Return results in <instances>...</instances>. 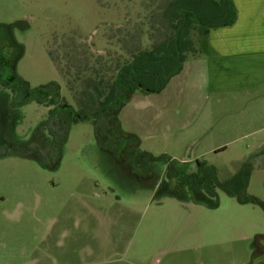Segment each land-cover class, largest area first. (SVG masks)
Instances as JSON below:
<instances>
[{
	"label": "rangeland",
	"instance_id": "374dc122",
	"mask_svg": "<svg viewBox=\"0 0 264 264\" xmlns=\"http://www.w3.org/2000/svg\"><path fill=\"white\" fill-rule=\"evenodd\" d=\"M170 1L0 0V80L23 78L29 88L19 93L27 97L57 81L61 99L75 111H90L89 83L107 84L135 53L171 36L170 20L177 17L165 14ZM212 1L205 3L216 10ZM196 26L189 33L193 49L201 39ZM208 94L191 95L179 113L193 117L212 110L219 128L226 127L229 106ZM43 95L36 91L16 103L11 87L0 81V264H264V206L240 202L216 182L247 167L241 194L264 205V118L250 122L249 135L234 141L214 134L209 145L224 149H187L144 133V108L162 99L133 94L122 116L141 132V150L177 161L198 156L216 170V179H206L216 196L202 192L196 202L186 186L178 195L160 185L163 161L154 162L147 177L130 174L100 148L91 120L71 123L55 146L62 122L55 115L49 119L52 106L40 102ZM169 133L177 139L182 131L173 126ZM125 144L121 137L117 146Z\"/></svg>",
	"mask_w": 264,
	"mask_h": 264
},
{
	"label": "trees",
	"instance_id": "16d2710c",
	"mask_svg": "<svg viewBox=\"0 0 264 264\" xmlns=\"http://www.w3.org/2000/svg\"><path fill=\"white\" fill-rule=\"evenodd\" d=\"M202 1L171 0L165 13L171 18L177 17V21L170 20L173 29L171 36L131 56L127 62L117 68L107 84L100 81L98 85L89 83V88L85 90V93L89 96L92 110L83 109L84 113L82 109L75 111L65 100L61 99L57 81L53 80L46 85L36 87L34 93L36 91L44 93L40 102L53 106L48 112L49 119L55 115L62 122L61 133L58 135L55 146H58V141L62 136L65 138L71 123L88 119L94 126L100 148L109 152L124 166L130 165L138 177L149 174L154 162L163 161L166 164L162 179L165 188L169 185L172 191L179 195L186 186L196 202H199L202 192L216 196L215 185L206 180L207 177L216 179V170L212 166L203 160L195 159V165H193L195 168L192 170L191 165L188 166L191 161H177L165 155L154 156L146 150H141L138 136L124 132L118 119L121 108L135 92L158 93L166 86L169 79L179 72L181 63L185 59L184 54L191 48L192 40L189 38V33L193 26L197 25V32L200 36H204L211 26L228 25L233 22L235 10L229 0H213L212 2L217 4L215 5L216 10L210 9L209 12V5L205 3L207 0L203 3ZM215 14L219 15L218 19L206 20L211 15L214 17ZM16 80L18 81L17 86L11 87L14 102H24L34 96V93L29 97L21 96L19 91L29 88V84L21 77H17ZM102 85H104L103 88L100 87ZM121 137H124L126 142L122 150L117 146ZM122 154H125V157ZM38 159L42 162L40 155ZM248 175L249 170L246 167L239 170L232 178L216 182L226 193L236 196L240 202L249 201L264 206L258 198L241 194V190L246 186ZM204 202L208 206H217L216 202Z\"/></svg>",
	"mask_w": 264,
	"mask_h": 264
},
{
	"label": "crops",
	"instance_id": "0c3cea01",
	"mask_svg": "<svg viewBox=\"0 0 264 264\" xmlns=\"http://www.w3.org/2000/svg\"><path fill=\"white\" fill-rule=\"evenodd\" d=\"M229 1L235 10L233 22L209 27L200 39L202 49L200 45L193 49L191 37V48L185 52L179 72L169 79L160 92L151 93L161 96L162 101L159 105L152 103L150 109L144 108L141 127L150 137L160 135L166 143H176L187 149L197 145L207 152L218 151L226 146L209 145L216 134L229 135L234 137V141L249 135L245 130L250 122L254 125V121L264 118V0ZM208 93L217 95V101L224 99L223 103L229 106L228 110H224V119L231 123L225 122L222 125H226L224 128H219L218 118H215L212 110L199 112L198 116L193 117L184 111L179 113L186 102H192L189 99L191 95L201 99ZM225 94L227 96L224 98ZM133 98L132 95L121 108L119 125L124 132L138 136L141 142V132L130 126L126 115L122 116L124 108ZM236 102H240L241 106L232 109L231 105ZM163 107H167L166 110ZM173 107L175 112L170 111ZM173 126L176 131H182L180 136L176 135L177 139L169 133ZM194 159L199 158H180L187 161Z\"/></svg>",
	"mask_w": 264,
	"mask_h": 264
},
{
	"label": "flooded vegetation",
	"instance_id": "af4514ba",
	"mask_svg": "<svg viewBox=\"0 0 264 264\" xmlns=\"http://www.w3.org/2000/svg\"><path fill=\"white\" fill-rule=\"evenodd\" d=\"M16 78H17V76H9L6 80H0L2 83H4V84H6L8 87H13V85L14 84H18V81L16 80ZM23 79V78H22ZM24 80V79H23ZM17 86V85H16ZM51 106V105H50ZM53 107V106H52ZM51 107V108H52ZM48 135H49V137L50 136H52L53 138H54V136H55V133L52 131V132H50V131H48ZM33 141H35L36 139L33 137V139H32ZM54 140V139H53ZM55 142V141H54ZM32 143V142H31ZM24 147H28L27 145H23ZM43 146V145H42ZM42 146H37L40 150L42 149ZM45 149H48V147H46V148H44V150ZM31 151V150H30ZM42 151V150H41ZM41 151H39V152H41ZM32 153H34L37 157L40 155L41 156V154H37V153H35V152H32ZM42 157V156H41ZM125 167V169L127 168L128 170V172H130V174H132V175H134V176H136V178L138 177L133 171H132V169H131V166L130 165H128L127 167L126 166H124ZM149 174H151V172L149 173ZM149 174H147V175H144L143 177H147ZM163 184H165V183H163V180L160 182V185H163Z\"/></svg>",
	"mask_w": 264,
	"mask_h": 264
}]
</instances>
